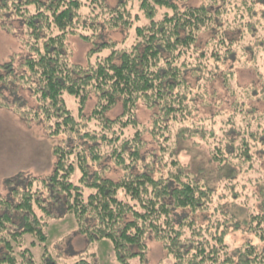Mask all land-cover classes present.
Returning <instances> with one entry per match:
<instances>
[{
    "label": "trees",
    "instance_id": "1",
    "mask_svg": "<svg viewBox=\"0 0 264 264\" xmlns=\"http://www.w3.org/2000/svg\"><path fill=\"white\" fill-rule=\"evenodd\" d=\"M179 1L0 0V24L26 36L20 39L28 51L0 64V105L62 138L53 147L50 175L24 174L5 183L0 264H95L92 255L107 258L100 245L112 246L122 264L134 257L144 263L149 239L163 243L172 264H264V210L233 197L252 191L247 173L258 164L252 148L264 141V114L236 108L247 97L264 98V91L243 87L235 92L234 109L214 112L205 94L212 77L203 65L207 53L212 57L210 46L222 44L225 58H234L226 80L240 62L246 65L249 53L250 65L264 77V0ZM136 3L147 19L137 25ZM159 8L165 11L158 18ZM107 30H121L126 39L107 38ZM72 34L92 44L86 65L70 59ZM91 93L97 101L86 114ZM198 97L211 109L204 116ZM140 103L152 111L150 125L138 119ZM119 104L121 113L111 117ZM225 134L232 140L224 143ZM197 137L209 141L211 155L208 167L192 169L179 155ZM236 144L241 156L231 158L239 152ZM234 160L238 177L229 163ZM230 203L246 209L248 218L237 219ZM68 221L88 242L75 260L54 248L69 234L60 229ZM243 229L257 241L233 248L228 234ZM94 245L101 252L88 255Z\"/></svg>",
    "mask_w": 264,
    "mask_h": 264
},
{
    "label": "rangeland",
    "instance_id": "2",
    "mask_svg": "<svg viewBox=\"0 0 264 264\" xmlns=\"http://www.w3.org/2000/svg\"><path fill=\"white\" fill-rule=\"evenodd\" d=\"M187 1L188 0H180L179 3L182 4L186 3ZM191 1L193 4H200L203 0ZM107 3L111 6H114L116 5V0H107ZM164 11L165 8L158 9V18L159 15H161ZM134 12L141 15V17L138 19V22L135 23L136 25L145 23L147 21V19L144 18L143 13L138 10V3H136L134 6ZM224 20H226V18H224ZM223 23L226 22L223 21ZM252 28L254 27L252 26ZM15 31H18V29H8L7 27H4L2 24H0V64L10 61L11 58L17 59L20 56L26 55L28 53L25 46L27 40L25 41V43H23V40L20 39L21 37H23V35H18L15 33ZM86 34L91 33L88 32ZM105 37L118 41L120 43H122L126 39V36L121 30H107L105 32ZM23 38L26 39V36H24ZM98 40L99 39L96 38L94 39V41ZM129 42V39H127L125 44L129 45ZM91 46L92 44L90 42L83 40L79 35L72 34L68 36L67 47L72 62L82 65L88 64L89 59L87 58V54L91 49ZM226 51L227 50L222 47V44L218 46L211 45L209 55H212V57L208 58L207 53L203 58V65L208 64L206 69L207 75L212 77V80H209L205 85V94L207 99L209 100L208 105L212 104V110L214 112L219 109H222L223 111L227 109H234L236 94L241 91L243 87H252V85H254L255 88L257 87V90L262 92L264 91V77L259 75V71H257L254 66L250 65L251 62H249V60H251L252 58V55L250 53L247 55L248 59L246 65L244 66V64L240 62V65H238V67L236 66L235 73L231 75L230 80H226L227 74L229 73V69L232 64V57L230 55L225 58ZM193 53L196 57L200 56L199 52L194 51ZM218 53L220 54L221 59L220 56L218 59ZM234 56L236 57V55ZM261 60V71L262 73H264V59L261 58ZM190 79L193 80V82L195 81L194 78ZM96 101V95L94 93H91L84 111L86 114H89ZM20 102H22V100H20ZM33 102V98L31 97L29 103L33 104ZM68 102L70 107L74 109L77 107L76 101L72 98L68 99ZM196 103L198 104V106H200L201 109V114L199 116H204L207 114V112L211 111V109L207 107L205 109L203 108V97H198ZM237 109L245 110V112L250 114L256 112L257 114L262 115L264 114V98L259 97V99L256 100V97H247V104L244 106L238 104V108H236V110ZM121 110L122 107L119 104L109 112V115L114 118L121 113ZM137 116L143 124H151L152 111L148 109L143 103H140L138 105ZM242 127L245 126L243 125ZM229 132L234 134V137H236L237 140L241 138L239 129H233ZM145 138L151 140L150 132H147L145 134ZM230 140H232V137L226 136L224 138V143ZM61 141V137L52 138L46 135V131L41 124L36 122H25V120L19 113L15 112L9 107L0 105V195L5 196L7 194V187L5 183L8 179L24 174H29L33 177H47L48 175H50L53 171L56 160L53 147L55 144H58ZM260 143L261 144L257 145L258 147L252 148L256 151V153L254 152V158L257 157L256 160L258 161V164H255L256 167H254L252 170L250 169V171L247 173V176H251L250 184H254L252 187V191H248L245 194L240 193L241 197H238L236 195H234L233 197L242 199L243 202L246 201V205L248 201V204L252 208H257L258 211L263 212L264 195H262L258 191L260 190V185L264 184V141ZM236 145L237 147L235 149L239 150V145ZM150 146H152V144H150ZM184 147V151L179 156L181 161L186 166H189L192 169L194 168V166H197V164L208 167L209 157L211 155L209 141L202 140L199 137L195 139L191 138L188 139V142H186ZM240 156L241 155L239 150L237 154L233 153V156L231 158H239ZM235 160L229 161V163L233 168L236 167L238 177L239 174H242V171L240 165L235 163ZM251 165L252 164H250V166ZM244 198H247V200H244ZM229 208L231 212H235L237 219L246 220L248 218L246 209L241 207H234L233 203L229 204ZM56 222L57 221H55L54 223ZM71 224L72 222L68 221V223L60 225V229L65 232V234H69L63 241L55 244L54 248H56V251L65 256L67 259L73 260L74 258L75 260L80 255L79 253L85 249L88 242L81 234H76L74 231H71V229H69V226ZM50 229L53 230V228L51 227ZM248 232L249 231L247 230L244 231V229L236 231L232 230L228 234L227 240L230 242L233 248L240 246L241 243L246 239L253 238L255 241H257L255 235H250ZM93 247V249L88 251V255H90V253H99L100 250L98 245H94ZM100 247L103 252H106L107 258L103 259L104 262L103 260H101V262L98 261L97 256L92 255L90 257V260H92V262H94L95 264H122L115 257L112 246L106 247L105 245H100ZM148 247L149 248L146 254V261L144 263L141 262L140 257H134L130 260L129 264H172V259H170V257H167L166 251L163 247V243L155 239H149ZM263 247L264 245H261L260 249H264Z\"/></svg>",
    "mask_w": 264,
    "mask_h": 264
}]
</instances>
